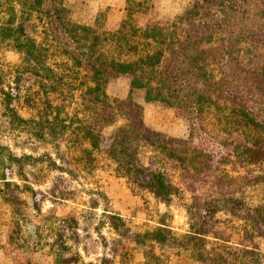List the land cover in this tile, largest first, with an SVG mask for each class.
Masks as SVG:
<instances>
[{"label": "trees", "instance_id": "16d2710c", "mask_svg": "<svg viewBox=\"0 0 264 264\" xmlns=\"http://www.w3.org/2000/svg\"><path fill=\"white\" fill-rule=\"evenodd\" d=\"M64 1L0 0V42L20 53L19 75L28 73L17 76L9 89L0 87V128L25 134L54 150V155L18 154L0 141V181L10 188L3 199L11 214L21 215L27 225V215L16 206L19 199L9 193L19 185L6 180V170L14 168L24 176L27 165L46 162L49 168L72 175L71 160L91 168L102 130L121 116L124 123L114 131L107 149L115 172L167 204L179 192L163 167L169 160L192 193L186 205L187 233L176 237L166 225L134 233L142 264H167L157 250L169 246L191 264H264L260 248L264 201L249 204L244 195L248 187L264 183V31L246 22L256 14L248 8L252 2L227 0L213 9V0H196L169 25H140L149 3L127 0L118 24L105 30L74 20ZM260 26L264 28V17ZM119 75L129 77V92L125 99L112 102L106 86ZM21 81L28 83L26 87L19 86ZM33 85L39 96L34 95ZM136 91H143L146 102L163 101L184 114L190 121L188 138L167 136L145 125L142 105L132 97ZM22 98L28 116L15 104ZM204 113H211L222 131L241 130L242 138L222 142L209 136L198 125ZM142 147L156 155L145 162ZM216 162L238 163V174L215 169ZM195 183L206 184V190L197 194ZM51 193L65 198L66 192L53 186ZM218 212L242 221L241 239L234 247L216 229ZM105 216L117 233L127 232L120 216ZM14 226L13 232L21 227L16 218ZM50 231L49 264L113 263L106 255L99 262L85 260L88 243L75 216L57 218ZM210 237L222 243L210 242ZM102 238L101 244L107 246ZM111 251L112 256L121 254Z\"/></svg>", "mask_w": 264, "mask_h": 264}, {"label": "rangeland", "instance_id": "374dc122", "mask_svg": "<svg viewBox=\"0 0 264 264\" xmlns=\"http://www.w3.org/2000/svg\"><path fill=\"white\" fill-rule=\"evenodd\" d=\"M145 1L150 6L147 14L140 19V25L149 22L169 25L196 0ZM222 1L227 2V0H213V9L220 7L219 3ZM232 1L237 4L242 0ZM250 1L252 4L248 8L254 9L252 12L256 14H251L252 17H248L246 22L252 23L251 28L258 30L261 28L264 31V28L260 26V21L264 17V0ZM64 2L74 20L111 30L122 18L127 0H65ZM239 26L240 23H237V27ZM39 29L41 28H37V33ZM21 69L20 53L7 42L1 41L0 87L9 89L16 85L17 76L26 77L28 73L19 75L22 72ZM26 85L24 81L19 84L20 87H26ZM32 89L34 91L36 86L33 85ZM106 92L112 102L125 99L129 92V77L119 75L110 79ZM34 95L39 96L36 92ZM143 95V91H136L132 97L142 105L145 125L167 136L188 138L190 121L184 114L163 101L146 102ZM15 104L23 116H28L30 111L23 102V98ZM68 109L72 111L73 107H68ZM198 121L202 130L216 140L230 142L242 138V132L237 128L229 131L220 130L211 113L202 114ZM123 123L124 119L118 116L114 123L102 130L101 144L93 151L95 160L91 168H82L81 164H76L70 159L75 170L72 175L53 170L47 166L46 162L27 165L24 176L15 172L14 168L12 171L6 170V180L19 185V188L12 187L13 191L9 190V193L17 196L19 200L16 206L24 211L29 221L24 226L21 222V215L11 214L10 204L3 199L5 191L10 188L5 187L4 182L0 181V264H49L48 249L52 239L50 229L57 218L66 215H73L78 219L79 232L88 243L89 252L85 260L94 262H99L101 257L106 255L112 260L111 264H142L141 248L132 239L134 233L151 230L159 225H166L176 237H181L188 232L190 220L186 205L191 202L192 193L180 182V171L174 162L169 160L163 162L166 172L179 186L178 194L173 196L167 204L157 200L145 190L134 188L125 177L115 172V164L108 156L107 149L114 131ZM0 141L10 145L18 154L24 151L39 156L48 151L54 155V150L49 144L17 131L4 130L2 126ZM154 154L149 147H142L140 150V156L145 162ZM214 168H225L231 174L237 175L240 166L238 163L216 162ZM220 174L221 172L217 170V175ZM194 185L197 194L204 192L207 188V185L203 183ZM53 186L60 191H65V196H62L65 198L58 197L61 194L53 195L51 193ZM244 195L249 204L264 201V183L248 187ZM106 213L121 217L128 229L124 235L117 233L109 224ZM14 218L21 223L20 229L16 232L12 231L15 229ZM216 219L217 231L222 237L228 239L226 243L231 247L236 246L241 239L242 221L222 212L216 214ZM102 237L108 243L107 246L101 244L103 243ZM113 239L118 241L113 244L111 243ZM210 242L222 243V240L210 237ZM260 243V248L264 253V239ZM111 249L121 254L112 256L110 253L113 250ZM157 251L168 260L167 264H191L182 257L183 253L180 255L174 253L176 247L169 246Z\"/></svg>", "mask_w": 264, "mask_h": 264}]
</instances>
